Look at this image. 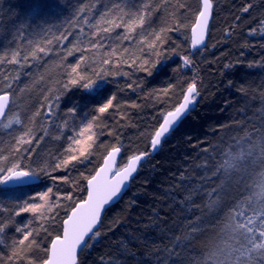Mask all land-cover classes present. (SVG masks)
I'll return each instance as SVG.
<instances>
[{
	"label": "trees",
	"instance_id": "trees-1",
	"mask_svg": "<svg viewBox=\"0 0 264 264\" xmlns=\"http://www.w3.org/2000/svg\"><path fill=\"white\" fill-rule=\"evenodd\" d=\"M111 2L112 0H0V55H3L5 50L21 45V56L36 44L45 46V39H53L68 29V22L81 4L88 7L95 4L91 13L82 14L90 15V22L95 23L100 13L105 10V5L110 6ZM129 2L138 3L141 0ZM143 2H149L157 9L151 17L150 27L146 25L147 31L171 27L178 21L186 26L181 27L179 31L167 33L168 43L164 50L170 52L172 48H178L179 55L170 54L159 71L151 77L138 71L132 75L134 70L131 65L121 62L133 54L134 57L142 55L139 50V35L135 36L136 42L124 40L112 46L119 51L112 58L111 67L107 70L129 72L130 76H108L98 92L80 86H72L66 90L63 87L69 79L68 65L74 64L80 56V53H74L66 59L63 56L66 47L71 46L70 42H76L75 35L69 36L68 41L62 44L54 40L51 46L53 50L47 56L40 54L41 58L37 60L30 57V62L25 67L0 65V72L10 78L19 76L18 80L13 81V95L8 112L9 118L19 115L22 120V124L13 123L7 129L3 127L7 120L0 123V148H8L11 136L18 135L24 124H28L35 130L37 138L44 136L43 140L32 145L34 152L31 158L54 157L67 148V136L73 134L70 129L79 125L105 97L116 94L121 109L110 110L103 123L111 126V130L117 133L123 144L118 167L123 166L127 157L134 152L149 151L151 134L161 123L163 113L171 110L180 99L179 86L167 96L161 90L169 83L186 87L184 81H191L193 78L200 81L202 96L178 127L162 140L158 151L141 163L121 198L106 209L97 229L100 235L93 234L88 246L80 251L79 264H102L101 258L107 260L108 254L123 260L125 256L120 252V241L125 242L130 252L141 259L142 264H162L167 254L165 248L179 252L187 246V254L197 256L210 242L217 239L225 215L236 199H244L249 194L242 188L236 189L227 198L224 208L211 214V223H205L203 226L205 231L183 242L176 239L183 237L185 232H191L189 221L198 223L196 218L207 215V210L203 207L204 200L197 197H193L190 203L181 204L180 201L187 192H177L172 185L183 183L190 189L201 182V177L205 175L204 170L191 166L194 160L200 163L205 149L207 154L219 160L217 153L221 149L227 150L229 144L236 151L245 149L247 140L256 141L255 130H264V98L261 97L264 92V32L251 31L253 28L259 29V22L264 20V0H213V16L206 44L194 52L190 50V29L200 9V0ZM249 3L253 5L249 12H241L242 7ZM179 4H184L185 7H179ZM125 11H128L127 7ZM22 22L31 25V29L23 36H15L16 26ZM84 28L86 32L91 31L87 25ZM41 30H50L51 34L47 37L34 34ZM72 31L78 34L79 27ZM123 31L118 28L113 36L120 35ZM86 46L85 40L81 47ZM112 47L105 44L99 50L84 53L89 57V75L93 68L99 70V61L107 57ZM124 48L129 49L127 54L123 53ZM183 55H189L193 63L185 66L180 58ZM177 67L180 71L173 73L172 69ZM137 81L141 84L140 89L135 92L126 90L127 83ZM6 83L0 77V89H4ZM153 90H156L155 94ZM57 96L60 97V102L49 112L45 104L46 98ZM133 102L138 107L132 108L130 105ZM42 104L45 106L41 107ZM73 105L77 107V112L68 116L67 111ZM38 110L42 115L29 124L27 118L32 117ZM64 121H67V125ZM45 128L47 133L43 131ZM107 131L106 129L100 136L99 142L104 145L117 143ZM106 153L105 149L97 150L87 168L78 166L76 171H61L56 174H67L70 177H77L81 172L85 175L93 174ZM197 157L200 159H196ZM181 173L190 179L181 182L178 179ZM41 179L42 182L29 185H0V201L8 204L9 201L24 199L51 185L50 180ZM80 185L77 201L85 197L86 180L80 181ZM59 187L62 191L71 190L70 185ZM70 205L71 202H67L66 206L60 209L58 221L65 218L64 213L70 211ZM29 218L31 214H23L16 217V220L23 222ZM150 224L151 227L145 228ZM49 231L55 235L61 233L62 228L56 223ZM13 234L14 227L9 228L8 236ZM48 243L50 242H45L46 245ZM156 257H159V260ZM127 258L129 264H135L131 254Z\"/></svg>",
	"mask_w": 264,
	"mask_h": 264
},
{
	"label": "snow or ice",
	"instance_id": "snow-or-ice-1",
	"mask_svg": "<svg viewBox=\"0 0 264 264\" xmlns=\"http://www.w3.org/2000/svg\"><path fill=\"white\" fill-rule=\"evenodd\" d=\"M99 2V0H97ZM123 3V6H122ZM179 7H185L179 4ZM125 7L128 11H125ZM252 4H246L241 12L247 13ZM90 7L81 4L68 22L69 27L59 36L53 39H45V46L36 44L30 51L21 56L22 45L15 49L5 50L0 55V65H20L27 66L32 60L40 59V54L47 56L51 52L53 42L62 44L68 41L69 36L75 35L76 42H70L71 46L66 47L63 56L66 59L74 53H80L79 59L74 64L68 65L69 79L64 84V89L72 86H80L86 90L99 91L104 86V81L108 76H130L129 72L108 71L111 67L112 58L119 51L112 47L117 42L124 40L135 41V36L141 37L140 57L122 59V63L130 64L135 72L146 73L151 77L159 71L160 66L168 59L169 55H179L178 48L165 51L164 47L168 43V32L179 31L181 27H186L179 21L171 27H161L159 30L147 31L146 25L150 27V20L157 10L149 2L130 3L129 0H112L111 5H105V10L100 13L95 23L90 22ZM213 9V0H202V6L198 10L195 22L191 26L192 46L203 44L205 34L208 29L209 18ZM15 15V13H13ZM239 20V17L236 18ZM259 29L264 32V20L259 22ZM87 25L90 32H86L84 26ZM39 27V26H38ZM79 27V33L72 30ZM122 28V34L113 36L116 29ZM31 29V25L22 22L16 26L15 36H23ZM139 29V32H138ZM47 37L50 30L34 33ZM87 41L86 47H81L83 41ZM11 43V42H10ZM31 43V42H29ZM108 44L112 51L106 58L99 61V70L93 68L91 74L87 73L90 67L89 57L84 55L90 50H99ZM128 48H124L123 53L127 54ZM123 55V54H122ZM148 56L149 58H144ZM185 66L193 63L189 55L180 57ZM173 73L180 71V68L172 69ZM0 77L7 83L4 89H0V123L5 129L11 127L13 123L22 124L19 115L9 118V104L13 95L12 85L19 76L10 78L9 75L0 72ZM185 86L169 83L162 89V93L167 96L169 92H174L176 87H181L180 99L171 110L163 113L162 122L151 134L150 148L155 151L162 143V139L173 129V127L191 110L202 96L200 81L193 78L191 81H184ZM139 81L127 83L126 90L136 91L140 89ZM247 91L246 89H240ZM22 91V90H21ZM156 90H153L155 94ZM264 98V92L261 93ZM60 97H48L45 104L48 111L59 104ZM45 105H41L44 107ZM132 108L138 107L133 102ZM120 110L121 105L117 101L116 94L105 97L104 101L98 104L88 116L84 117L79 125H74L70 131L73 134L67 136V148L58 155L44 158H31L34 148L32 145L39 143L44 136L36 137L35 130L24 124L18 135L11 136L8 148H0V185H29L50 180L51 185L45 186L43 191H38L34 195L24 199H16L5 204L0 201V264H79L78 249L88 246L86 237L90 234L99 236L100 232L94 231L101 221V213L125 186L126 182L138 171L141 162L151 155L150 151H138L127 157V162L123 167L115 168L116 159L122 153L123 144L119 140L117 133L111 130V126L103 123L106 114L110 110ZM77 112V107L73 105L67 111L68 116H73ZM38 110L32 117H28L30 124L37 116H41ZM121 115L123 113L121 112ZM67 125V121H64ZM117 140V143L104 145L99 142L100 136L105 133ZM47 133V129H43ZM257 139L255 142L247 140V147L236 151L229 144L227 150L221 149L217 153L220 159L205 155L200 163L193 161L191 167L202 168L205 175L201 177V182L190 189L183 183L172 187L177 191H186L181 204L190 203L193 197L204 200L203 207L207 210V215L197 217L198 223L189 221L191 232H185L183 237H177L183 242L196 234L202 233L206 229L205 223H211V214L222 210L227 203V198L236 189H243L249 194L244 199H236L235 203L227 211L224 222L218 233L217 239L210 242L197 256H189L185 248L177 252L174 249L165 248L167 253L162 264H264V130H255ZM247 135V133H246ZM99 149H105L107 154L103 157V164L94 170L95 174L85 175L79 173L77 177H70L67 174L58 175L61 171H76L78 166L87 168L91 163V157ZM37 157L39 154L37 153ZM196 159H200L197 157ZM25 161H28L25 163ZM35 165V167H33ZM191 170V168H190ZM210 174V175H209ZM177 177H174L176 179ZM178 179L183 182L190 179L181 173ZM86 180V198L79 199L77 196L81 188L80 181ZM218 181V182H217ZM59 185H70L71 190L62 191ZM174 199V198H173ZM67 202H71L70 211H65L62 221H58L59 211L64 208ZM23 214H31V218L18 222L16 217ZM37 221L39 222L37 224ZM59 223L62 232L53 235L49 229L54 224ZM155 223V220L152 221ZM14 227V234L9 237L8 229ZM151 227L146 225L145 228ZM46 241H49L47 245ZM120 252L125 256L123 260L116 258L113 254H108L107 260L101 258L102 264H129L128 255L131 254L135 264H142L135 253H131L125 242L120 241ZM195 251V248H193ZM42 253V255H41ZM159 260V257H156Z\"/></svg>",
	"mask_w": 264,
	"mask_h": 264
},
{
	"label": "water",
	"instance_id": "water-1",
	"mask_svg": "<svg viewBox=\"0 0 264 264\" xmlns=\"http://www.w3.org/2000/svg\"><path fill=\"white\" fill-rule=\"evenodd\" d=\"M202 6V0H200V7ZM212 16H213V9H212V13H211V16H210V18H209V23H208V29H207V32H206V34H205V40H204V42H203V44H201V45H197V46H195V47H193L192 46V33H191V29H190V40H191V43H190V50H191V52H194L196 49H200V48H203L204 46H205V44H206V41H207V36H208V32H209V27H210V22H211V19H212ZM10 104H11V102H10ZM10 104H9V107H10ZM195 105V104H194ZM193 105V106H194ZM192 106V107H193ZM191 107V108H192ZM6 111H8V110H6ZM189 113V112H188ZM187 113V114H188ZM186 114V115H187ZM185 115V116H186ZM184 116V117H185ZM183 117V118H184ZM183 118L173 127V129L166 135V136H168L176 127H178V125L181 123V121L183 120ZM162 122V121H161ZM165 136V137H166ZM164 137V138H165ZM163 138V139H164ZM162 139V140H163ZM160 147V146H159ZM159 147L155 150V151H152L151 150V148H149V151L151 152V155H153V154H155L157 151H158V149H159ZM107 154V153H106ZM105 154V155H106ZM120 156H121V154H119L118 156H117V159H116V164H115V168H120V167H118V162H119V159H120ZM126 162H127V160H126ZM125 162V163H126ZM143 162V161H142ZM141 162V163H142ZM102 164H103V160H102V163L97 167V169L99 168V167H101L102 166ZM121 167H123V166H121ZM140 167V166H139ZM139 167H138V169H139ZM138 172V171H137ZM137 172L136 173H134L133 174V177L132 178H130V180L128 181V182H126V184H125V186L122 188V190H121V192L118 194V196L117 197H115L108 205H106L105 206V208H104V210L102 211V213H101V221H102V217H103V215H104V213H105V211H106V209L107 208H109V207H111L112 205H114L120 198H121V196L126 192V190L129 188V186H130V183H131V180L134 178V176L137 174ZM93 174H95V172L93 173ZM86 185H87V182H86ZM2 186H21V185H14V184H8V185H2ZM86 196H87V191H86V194H85V197L84 198H86ZM66 218V217H65ZM101 221H100V223L96 226V228L94 229V231H97V229L99 228V226H100V224H101ZM93 236V234H90V236L89 237H86V240L87 241H89V239L91 238ZM84 247H82L81 249H78V255H79V253H80V251L83 249Z\"/></svg>",
	"mask_w": 264,
	"mask_h": 264
},
{
	"label": "rangeland",
	"instance_id": "rangeland-1",
	"mask_svg": "<svg viewBox=\"0 0 264 264\" xmlns=\"http://www.w3.org/2000/svg\"><path fill=\"white\" fill-rule=\"evenodd\" d=\"M194 8H195V4H194Z\"/></svg>",
	"mask_w": 264,
	"mask_h": 264
}]
</instances>
